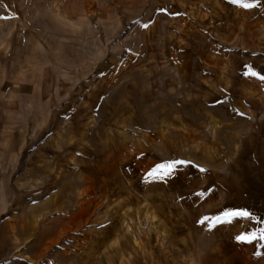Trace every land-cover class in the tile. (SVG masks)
Segmentation results:
<instances>
[{"label": "rangeland", "instance_id": "obj_1", "mask_svg": "<svg viewBox=\"0 0 264 264\" xmlns=\"http://www.w3.org/2000/svg\"><path fill=\"white\" fill-rule=\"evenodd\" d=\"M262 76L264 0H0V264H264Z\"/></svg>", "mask_w": 264, "mask_h": 264}, {"label": "snow or ice", "instance_id": "obj_2", "mask_svg": "<svg viewBox=\"0 0 264 264\" xmlns=\"http://www.w3.org/2000/svg\"><path fill=\"white\" fill-rule=\"evenodd\" d=\"M245 7H251V5H245ZM145 27H146V25H145ZM249 74L250 75H253V76L256 75L255 72H250ZM260 78L261 79H264V76H262ZM178 163H183V162H178ZM159 168L164 170V174L165 175H168L172 171L173 165L172 164L161 165V166H159ZM247 215H248L247 212H232V213H226V216H247ZM238 239H241V240L249 239V240H251V239H256V236H255V234H253L251 237H243V236H241V237H238ZM260 239L264 240V231H262L261 236H260Z\"/></svg>", "mask_w": 264, "mask_h": 264}]
</instances>
